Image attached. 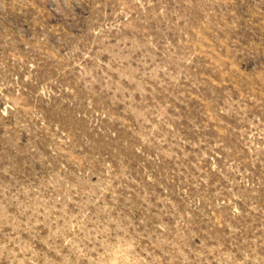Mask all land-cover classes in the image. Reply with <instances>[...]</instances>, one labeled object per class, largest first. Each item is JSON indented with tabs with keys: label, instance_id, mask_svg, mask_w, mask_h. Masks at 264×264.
I'll use <instances>...</instances> for the list:
<instances>
[{
	"label": "rangeland",
	"instance_id": "obj_1",
	"mask_svg": "<svg viewBox=\"0 0 264 264\" xmlns=\"http://www.w3.org/2000/svg\"><path fill=\"white\" fill-rule=\"evenodd\" d=\"M0 264H264V0H0Z\"/></svg>",
	"mask_w": 264,
	"mask_h": 264
}]
</instances>
